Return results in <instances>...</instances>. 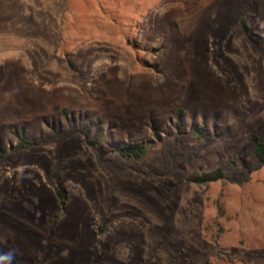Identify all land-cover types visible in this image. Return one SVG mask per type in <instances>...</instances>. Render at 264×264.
I'll use <instances>...</instances> for the list:
<instances>
[{
    "label": "rangeland",
    "instance_id": "374dc122",
    "mask_svg": "<svg viewBox=\"0 0 264 264\" xmlns=\"http://www.w3.org/2000/svg\"><path fill=\"white\" fill-rule=\"evenodd\" d=\"M254 135L264 0H0L3 264H264Z\"/></svg>",
    "mask_w": 264,
    "mask_h": 264
},
{
    "label": "trees",
    "instance_id": "16d2710c",
    "mask_svg": "<svg viewBox=\"0 0 264 264\" xmlns=\"http://www.w3.org/2000/svg\"><path fill=\"white\" fill-rule=\"evenodd\" d=\"M242 24L245 26V21L242 20ZM183 110H178L177 117L182 118L183 117ZM180 120V119H179ZM23 132L25 133V130L23 129ZM15 135H20L19 132H16ZM196 135H201L200 132H196ZM203 135V133H202ZM254 153L256 157L258 158L259 167L264 166V142L261 141L260 137L257 135H254ZM21 139V148H30L32 147L33 141L25 140L22 136ZM93 143V142H92ZM94 144V143H93ZM151 144L146 141H140V142H134L130 138L126 139L125 141H121V144L118 148H115V152L118 153L120 156H122L125 159L128 160H134V161H141L143 160L151 151ZM1 157V155H0ZM226 178V174L222 168H217L216 170L210 171V172H204L201 175L194 178L195 183H211V182H217L220 180H224ZM59 197L64 203V197L61 192L58 193Z\"/></svg>",
    "mask_w": 264,
    "mask_h": 264
},
{
    "label": "clouds",
    "instance_id": "9594fccd",
    "mask_svg": "<svg viewBox=\"0 0 264 264\" xmlns=\"http://www.w3.org/2000/svg\"><path fill=\"white\" fill-rule=\"evenodd\" d=\"M10 259V254H0V264H3V261Z\"/></svg>",
    "mask_w": 264,
    "mask_h": 264
}]
</instances>
